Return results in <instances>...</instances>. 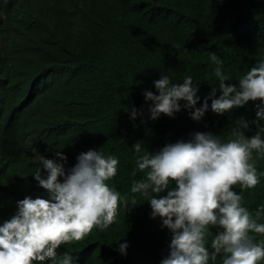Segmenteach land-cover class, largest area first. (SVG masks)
Wrapping results in <instances>:
<instances>
[{"label": "clouds", "instance_id": "clouds-1", "mask_svg": "<svg viewBox=\"0 0 264 264\" xmlns=\"http://www.w3.org/2000/svg\"><path fill=\"white\" fill-rule=\"evenodd\" d=\"M8 1L0 0V89L15 118L36 113L42 135L50 134L42 144L24 141L17 155L0 139V186L10 171L25 173L30 183L10 211L0 214V264H82L88 245L74 256L68 251L91 239L95 229L110 233L119 253L127 255V242L158 238L137 224L146 211L160 218L166 239V229L171 233L158 264H210L218 257L221 264H264V205L252 212L243 203L244 191L264 178V58L228 83L233 80L223 61L210 52L218 87L212 86L200 107L191 75L182 82L165 74L153 78L154 86L140 94L149 120L164 122L185 109V125H192L209 108L224 115L258 101L256 119L232 121L227 138L196 129L183 135L174 126L158 151L149 152L143 141L131 151L110 141L117 118L104 113L108 101L93 90L103 76L124 82L128 65L117 64L104 75L97 66L102 49L83 21L102 31L145 26L131 16L134 11L152 23L173 24L190 9L176 0H31L20 11ZM36 63L44 67L36 69ZM46 68L58 74L51 100L41 88ZM141 115L147 119L145 112L130 111L132 120ZM252 125L257 131L249 136ZM128 189L147 198L136 197L146 211L127 198Z\"/></svg>", "mask_w": 264, "mask_h": 264}, {"label": "trees", "instance_id": "trees-1", "mask_svg": "<svg viewBox=\"0 0 264 264\" xmlns=\"http://www.w3.org/2000/svg\"><path fill=\"white\" fill-rule=\"evenodd\" d=\"M176 1L190 11L183 10L180 18L173 24H155L145 15L134 11L130 13L131 16L145 26L128 24L102 31L91 21H83L90 26L93 40L102 49L97 66L104 75L117 64L128 65L129 72L124 82L110 81L103 76L93 86V90L102 94L108 101L104 113L117 118L109 130L110 141L129 146L131 151L132 145L138 141H143L149 152L158 151L169 143L165 141L168 139L163 134L171 132L174 126L183 135L196 129L193 133L212 132L227 138L232 121L240 118L249 121L256 119L255 104L258 101H250L246 106L235 108L224 115H217L209 108L202 120L195 121L196 124L192 125H185L190 119V110L185 109L177 117L166 118L164 122L161 117L149 120L148 106L142 101L143 95L140 99V94L146 87L154 86L153 78L159 79L161 74H165L173 82H182L185 76L191 75L194 82H198L200 102L197 107H200L204 98L210 95L212 86L218 87L213 73L216 65L209 59L210 52H215L223 61L225 73L230 74L233 80L228 83H235L257 60L264 58V0ZM8 3L20 11H25L28 4H34L31 0H9ZM36 64V69L44 67L42 64ZM42 74L46 79L41 88L51 100V82L56 80L58 74L55 69L47 68L42 70ZM150 88H147L148 91H153ZM7 99V93L0 89V139L7 141L13 155L20 152L21 144L26 140L42 144L50 133L45 132V135H42L37 114L29 113L26 117L15 118L13 111L6 107ZM208 103L210 105L211 100ZM133 107L145 112L147 119L144 115L137 116L135 120L130 119ZM256 131V126L252 125L247 135H254ZM189 135L183 140L190 139ZM29 189L30 183L25 178V173L7 172L4 175V184L0 186V214H7L15 197ZM234 190L240 192L239 186H234ZM123 192L129 200L143 206L146 211L141 203L146 202V197L140 194L135 196L131 189ZM243 197L244 206L252 212L264 205V178L254 189L244 191ZM146 213L140 217L137 224L151 229L150 233L158 237L153 243L150 240L141 244L138 241L127 242V255H121L118 251L119 243L112 242V235L108 232L100 233L95 229L91 239L84 244H74L68 252L73 255V251L88 245L85 248L87 257L82 264H158V254L168 246L167 242L170 243L171 233L166 229V239L157 223L161 222L160 218L153 219L151 214L147 211ZM215 231L213 229V232ZM210 240L211 237L209 243ZM210 264H221L220 258L210 261Z\"/></svg>", "mask_w": 264, "mask_h": 264}]
</instances>
